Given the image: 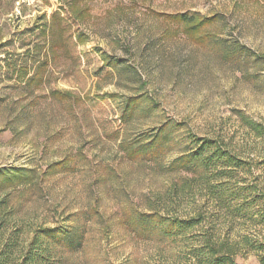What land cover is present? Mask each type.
Listing matches in <instances>:
<instances>
[{
    "label": "rangeland",
    "instance_id": "obj_1",
    "mask_svg": "<svg viewBox=\"0 0 264 264\" xmlns=\"http://www.w3.org/2000/svg\"><path fill=\"white\" fill-rule=\"evenodd\" d=\"M178 14H196L204 25L195 35L174 33L166 18ZM105 58L127 71L96 75ZM132 99L140 111L124 125ZM241 114L264 124V0H0V171L55 176L27 198L8 191L21 208L5 233L24 223L35 230L46 218L62 224L57 206L91 211L98 196L102 217L86 224V245L67 253V264H175L171 247L131 233L122 215L142 210L145 194L169 171L129 161L112 133L136 138L170 124L183 138L222 134L236 138L250 163L258 153ZM75 156L76 168L49 171ZM246 174L230 187L257 185L264 193V175ZM236 227L264 240L253 221ZM24 254L20 246L8 264H25ZM241 254L240 264H258L254 253Z\"/></svg>",
    "mask_w": 264,
    "mask_h": 264
},
{
    "label": "trees",
    "instance_id": "obj_2",
    "mask_svg": "<svg viewBox=\"0 0 264 264\" xmlns=\"http://www.w3.org/2000/svg\"><path fill=\"white\" fill-rule=\"evenodd\" d=\"M197 16L178 14L166 21L174 26V33L190 36L204 25L202 20L198 23ZM105 61L96 75L109 77L127 71L119 61L112 58ZM90 98L88 105L94 107L95 100ZM138 106L139 99L125 104L121 116L124 125L133 123L140 111ZM239 120L258 153L256 160L250 163L238 153L236 138L222 134L197 136L189 131L183 138L174 135V130L178 132V129L172 130L170 124L162 125L149 135L141 131L136 138L124 137L128 132L124 136L119 131L112 133L129 161L169 171V176H160L164 180L160 188H150L145 194L142 210L130 209L122 215L124 227L131 233L155 237L171 247L175 251V264L181 260H185L184 264H240L238 257L242 251L254 253L258 264H264V240L254 234H239L241 229L236 227L238 220L253 221L254 229L264 227V193H257V185L230 187L242 174L264 175V124L243 114ZM179 147L182 150L179 151ZM173 153H178L176 158L165 163ZM76 165L77 157H70L54 163L49 171L69 170ZM53 177L39 178L25 168L0 171V195H4L0 200V253L4 264L10 262L12 253L20 246L24 247L25 264H67V253L76 255L84 249L89 233L86 224L96 223L102 217L98 196L91 211L73 213L57 206L54 212L60 215L62 224L46 218L35 230L24 223L21 232L5 233L8 221L19 214L21 208V201L8 196L11 194L8 191L19 189L27 198ZM101 177L97 176L99 183L107 182ZM22 232L26 240L20 244Z\"/></svg>",
    "mask_w": 264,
    "mask_h": 264
}]
</instances>
